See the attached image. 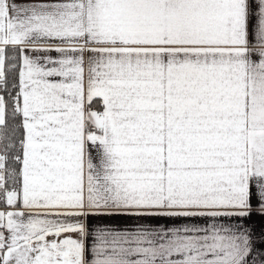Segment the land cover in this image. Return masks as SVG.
Returning a JSON list of instances; mask_svg holds the SVG:
<instances>
[{
	"label": "snow or ice",
	"instance_id": "1",
	"mask_svg": "<svg viewBox=\"0 0 264 264\" xmlns=\"http://www.w3.org/2000/svg\"><path fill=\"white\" fill-rule=\"evenodd\" d=\"M253 215L264 0H0V264H264Z\"/></svg>",
	"mask_w": 264,
	"mask_h": 264
},
{
	"label": "crops",
	"instance_id": "2",
	"mask_svg": "<svg viewBox=\"0 0 264 264\" xmlns=\"http://www.w3.org/2000/svg\"><path fill=\"white\" fill-rule=\"evenodd\" d=\"M17 2H32V0H17ZM109 223L113 224L116 227H127V228H131L134 225V221L128 218H122V217H118V218H113L111 221H108ZM147 223H151L153 225L155 224H165L168 226L171 225H178L181 223H189V221H174V220H160V221H147ZM191 223H204L203 221H191ZM247 224L249 225H254L255 226V231L257 233V235L261 232V228L262 226H264V219H262L259 216L253 215L249 220L246 221ZM257 247H264V245H260L257 244Z\"/></svg>",
	"mask_w": 264,
	"mask_h": 264
}]
</instances>
